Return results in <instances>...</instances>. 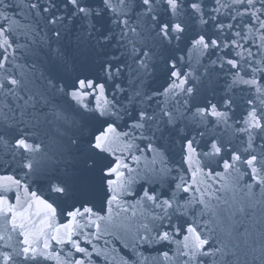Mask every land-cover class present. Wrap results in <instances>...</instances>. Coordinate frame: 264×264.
<instances>
[{
    "label": "snow or ice",
    "instance_id": "1",
    "mask_svg": "<svg viewBox=\"0 0 264 264\" xmlns=\"http://www.w3.org/2000/svg\"><path fill=\"white\" fill-rule=\"evenodd\" d=\"M212 2L209 8L206 0H25L47 31L15 47L0 24V166L23 173L21 179L6 177L10 183L0 187V264H47L58 255L54 245L81 254L76 258L70 250L64 264H85L91 253L73 236L99 239L102 224L111 234L109 228L117 227L108 223L113 209L120 215L134 207L126 197L152 210L136 227V247L177 243L180 264H264V229L251 242L231 231L217 235L213 225L219 222L203 219L208 205L184 195L193 185L172 177L165 160L178 137L188 162L196 153L190 133L205 121L231 127L234 97L214 102L208 95L216 92L211 77L218 69L231 77L226 91L243 86L252 93L235 129L247 146L232 148L223 168L241 164L264 184V146H254L264 141V55L255 59L241 43L259 32L257 48H264V0ZM19 6L0 0V18L7 22L4 11ZM222 9L234 24L218 19ZM210 22L215 31L206 27ZM185 41L190 51L207 56L204 74L183 70L184 58L174 53ZM18 52L30 62L15 63ZM158 76L164 83L155 87ZM118 143L122 150L114 147ZM206 147V157L223 158L227 150L216 138ZM153 153L163 167L153 157L141 174L137 166ZM27 181L46 196L30 191ZM12 186L15 203L8 197ZM58 215L66 223L55 227ZM33 216L44 217L48 230L38 228ZM162 256L170 259L169 251Z\"/></svg>",
    "mask_w": 264,
    "mask_h": 264
},
{
    "label": "water",
    "instance_id": "2",
    "mask_svg": "<svg viewBox=\"0 0 264 264\" xmlns=\"http://www.w3.org/2000/svg\"><path fill=\"white\" fill-rule=\"evenodd\" d=\"M9 2L20 6L4 11V15H7L9 20L5 22L0 18V24H4V26L10 30L8 35L14 47L16 45H30L34 38L38 41L39 37H36L35 33L39 32L40 35L43 36L44 32L47 31L43 20L37 17L35 13L30 11L27 7L23 6L25 0H9ZM206 2L209 8L214 6L212 0H206ZM230 2L231 0H222V3ZM221 11L224 15L218 16V19L223 20L225 24L235 23V21L230 19L228 9H222ZM206 27L211 31H215L211 22ZM197 30H200L199 27H197ZM236 30L238 29L234 31ZM253 31L255 32V29ZM225 35H228L227 31ZM260 35L261 33L255 32V35L250 36L247 41H241V43H244L245 47L251 48L257 60L264 55V48H260L259 50L257 48V46L261 44V40L259 39ZM233 38L235 37L233 36ZM20 51L22 52L23 49ZM174 54L177 58H184L181 62L183 70L191 72L193 76L204 74L206 67H209L207 56L199 55L195 50L190 51L186 41L177 42ZM212 58L215 59V57ZM13 59L15 63L24 64L30 62V58L29 61H26L24 57L20 55V52H18ZM211 79L215 82L216 92L215 94L209 92L208 95L210 99H213L215 102L225 95H231L235 99V104L233 105L234 110L230 113L231 119L229 120V124L231 127H227L224 124L216 125L214 123H208L207 121H205L204 124L198 125L196 129L190 133V138L195 136L196 139V143L194 144L196 153L193 154L191 159L186 163L181 155V142L177 137L174 143L168 145V150L165 153L166 165L173 170L171 174L172 177H176L177 174H179L185 181L193 185V190L184 195L189 199L193 197L203 199L208 205L210 211L203 219L219 222L213 225L217 235L224 236L228 231H231L234 236L239 234L242 240L247 238L249 242H251L252 237L259 238L260 230L264 229V184L258 185L252 180L250 175H246L245 172L247 170L241 164L236 165V170L229 169L226 171L223 168V162L224 160H230V150L232 148L242 151L243 148L247 146L242 142L241 135L237 133L235 129L242 126V123L238 122L241 120L244 113L246 101L252 93L243 86H236L226 91V83H230L231 77L224 72H220L218 69L212 72ZM163 83L164 79L158 76L154 86L159 87ZM169 106H171V104ZM153 107H156V105L153 104ZM198 131H204L205 136H199L197 134ZM212 138L222 140L227 145L226 152L222 154L223 158L219 156L206 157L203 155V153L207 151V142ZM254 146L257 151H260L261 147L264 146V141L257 140ZM114 147H116L118 151L123 149V145L119 143ZM137 155H139V153H137ZM153 157H155L157 161L156 167H163V165L159 163V155L153 153L147 160L142 158L140 165L137 166L141 170V174H143V170L146 167L150 166ZM4 158L8 159L9 157L5 156ZM209 171L220 173L221 175H212L209 177V175H207ZM8 176L21 179L23 178V173L14 165L0 166V187L10 183L5 179ZM27 182L31 183L30 191H36L37 194L42 197L46 196L40 185L32 183L31 181ZM249 185L251 187H249ZM196 189H199V191H196ZM16 195L17 190L12 186L11 191L8 193L11 203L16 202ZM21 198L23 199L22 194ZM125 199L128 200L129 204H133L134 207L130 209L127 214L120 213V215H116L117 210L113 209L112 219L108 223L114 224L117 227L109 228L111 234L105 232V225L102 224L99 231V239H93L83 235L73 236V239L80 240L81 247H86L88 252L91 253V259L85 260V264H125L126 260L129 264H180L176 256V250L178 248L177 243L165 246H135L136 227L140 223L147 222L146 217L152 210L140 204H135V201L131 197H126ZM123 207H125V205L121 202V208ZM241 208L245 209V212L242 213L240 211ZM35 210L34 206L31 211L34 213ZM213 213H215V216H213ZM101 214L103 215L104 213ZM33 219L36 221L38 228L42 227L48 230L46 224L41 223L44 217L37 218L33 216ZM52 223L55 227H60L66 223V220L63 216L58 215L56 220ZM61 231H63V229H61ZM74 231L79 232L80 230L75 229ZM84 231L88 232L89 229H84ZM91 231H96V229H91ZM12 235L14 242L18 237L16 233ZM87 239H91V244L85 243ZM181 239L182 236L176 238L177 241ZM2 243L3 242L0 241V244ZM70 250L74 257L81 258V254L75 253L70 245H54L53 253L54 255H58H56V258L49 260L47 264H64V260L67 258L66 254ZM163 251H169L170 259H165L162 256ZM96 253L100 255L97 256Z\"/></svg>",
    "mask_w": 264,
    "mask_h": 264
}]
</instances>
